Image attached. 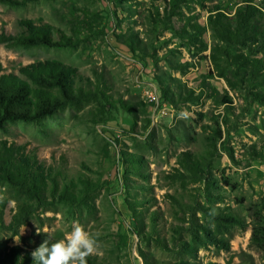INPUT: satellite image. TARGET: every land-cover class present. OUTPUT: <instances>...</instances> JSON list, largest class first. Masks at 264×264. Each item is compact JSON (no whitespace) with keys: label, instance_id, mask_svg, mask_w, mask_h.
Masks as SVG:
<instances>
[{"label":"rangeland","instance_id":"374dc122","mask_svg":"<svg viewBox=\"0 0 264 264\" xmlns=\"http://www.w3.org/2000/svg\"><path fill=\"white\" fill-rule=\"evenodd\" d=\"M248 3L264 13V0L186 1L175 15L165 0L0 2V34L21 33L18 20L29 19L52 27L53 40L64 42L63 34L71 42L0 44L4 72L58 61L103 82L138 116L86 101L0 128V141L26 144L60 170L61 182L96 183L79 203L48 195L37 205L0 180V248L33 251L44 239H64L77 221L98 241L95 264H264V81L237 57L263 56L264 41L224 43L209 21L217 9L233 17ZM186 151L207 157L201 177L180 163ZM22 204L35 209L16 234L9 224ZM222 212L242 224L218 225Z\"/></svg>","mask_w":264,"mask_h":264},{"label":"trees","instance_id":"16d2710c","mask_svg":"<svg viewBox=\"0 0 264 264\" xmlns=\"http://www.w3.org/2000/svg\"><path fill=\"white\" fill-rule=\"evenodd\" d=\"M34 0H0L1 3L11 6H24ZM169 3L171 13L175 15L176 9L186 1L205 0H165ZM210 16V24L218 39L224 43L245 44L250 42L264 41V13L256 6L248 3L240 7L233 17H228L215 10ZM18 26L24 31L21 33L0 34V44L8 48L55 46L66 43L70 45V38L61 35L64 42L53 40L51 34L53 28L35 24L29 19L18 20ZM192 27L199 33L202 27L193 24ZM241 63L255 78L264 81V55L249 58L242 54L237 55ZM258 97L263 98L262 95ZM92 101L97 108L104 109L121 107L137 121L135 104L129 103L122 98L115 99L109 93L103 82H94L89 77H84L78 69L70 65L53 61L43 60L21 66L18 72H4L0 62V128H4L11 121H34L40 122L46 118L55 116L64 107L75 106L82 102ZM134 167L142 162L140 157L131 159ZM207 157L198 158L191 152H183L180 163L195 177H201L206 165ZM62 173L59 169L47 165L41 161L37 154L30 153L26 144H17L6 140L0 141V180L12 185L26 198L34 199L37 205L48 204L47 197L59 199L71 204L79 203L91 190L95 189L96 183L89 178L80 177L78 180L81 188L75 180L61 182ZM181 178L180 175H177ZM175 204L180 209L187 208L176 198ZM134 203V202H133ZM35 207L28 204L19 205L16 214L9 224L10 229L18 234L22 225H26ZM132 209H135L132 207ZM156 212L151 214L152 226L158 221ZM218 225H241V219L231 213L222 212L214 215ZM0 221H3L0 212ZM261 230V229H258ZM257 238V230L253 240ZM56 241V240H54ZM223 247L229 249V243L220 239ZM32 251H27L19 245L9 248H0V264H33ZM89 264H95L91 255L87 258Z\"/></svg>","mask_w":264,"mask_h":264},{"label":"clouds","instance_id":"9594fccd","mask_svg":"<svg viewBox=\"0 0 264 264\" xmlns=\"http://www.w3.org/2000/svg\"><path fill=\"white\" fill-rule=\"evenodd\" d=\"M37 234L40 233L37 231ZM97 245V239L74 221L64 239L51 242L44 239L31 252V257L33 264H87V258L97 251Z\"/></svg>","mask_w":264,"mask_h":264},{"label":"built area","instance_id":"2783aa9c","mask_svg":"<svg viewBox=\"0 0 264 264\" xmlns=\"http://www.w3.org/2000/svg\"><path fill=\"white\" fill-rule=\"evenodd\" d=\"M149 96L152 97V100L156 101L157 99H159V96H157L154 92H150Z\"/></svg>","mask_w":264,"mask_h":264}]
</instances>
